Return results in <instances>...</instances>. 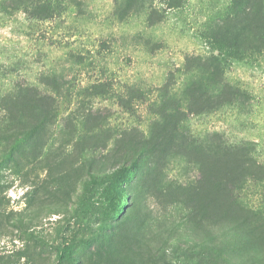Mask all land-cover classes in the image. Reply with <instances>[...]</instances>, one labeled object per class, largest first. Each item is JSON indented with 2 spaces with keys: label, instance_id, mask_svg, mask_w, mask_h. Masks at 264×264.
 I'll list each match as a JSON object with an SVG mask.
<instances>
[{
  "label": "rangeland",
  "instance_id": "1",
  "mask_svg": "<svg viewBox=\"0 0 264 264\" xmlns=\"http://www.w3.org/2000/svg\"><path fill=\"white\" fill-rule=\"evenodd\" d=\"M233 6L234 0H0V122L3 98L20 86L60 101L39 162L0 158V264H195L209 256V226L187 225L181 198L165 204L167 193L149 190L143 180L133 190L138 210L151 219L133 224L145 234L138 242L128 223L115 220L101 189L77 183L79 196L65 194L84 160L96 159L99 168V152L83 156L81 147H114L122 134L127 142L164 136L156 162L139 175L199 179L196 153L180 156L177 140L160 129L167 124L160 115L166 104L185 110L181 134L223 144L227 162L235 153L243 175L260 178L249 180L241 195L248 209L264 216V48L256 40L242 44L244 37L226 27L214 31ZM190 90L203 97L199 109L212 97L224 104L192 113ZM8 148L0 138V153ZM52 151L63 152L61 169L72 166L75 173L49 171ZM170 228L175 232L164 249L160 239ZM250 243L239 247L244 264H264V237Z\"/></svg>",
  "mask_w": 264,
  "mask_h": 264
},
{
  "label": "trees",
  "instance_id": "2",
  "mask_svg": "<svg viewBox=\"0 0 264 264\" xmlns=\"http://www.w3.org/2000/svg\"><path fill=\"white\" fill-rule=\"evenodd\" d=\"M246 3L247 5L243 7ZM231 20L234 22L229 24ZM263 23L264 0H234L231 15L223 24L216 25L214 31L223 30L226 27L227 30L233 31L236 37L239 38L240 35L244 37L242 44L250 45L253 44V40H256L257 47L264 48ZM132 92L135 90L133 89ZM169 92L167 90L165 93V101L169 99L167 98ZM199 99L202 100L203 97L196 91H188L187 110L192 113H201L224 104L222 100L212 97L209 101H204L209 104V107L199 109L202 107ZM2 104L4 120H1L0 125L4 126L2 128L4 133H0V138L8 143L9 148L8 150L5 148L0 153V158L2 159L1 156H3L13 159L16 165L19 163L15 158L17 155L31 163L39 162L40 158L37 153L44 146V134L50 138V130L46 125H56L60 101L52 93L42 92L37 87L20 86L13 94L3 98ZM182 114H185V110L174 104H166L160 115L164 119L168 117V126L164 123L163 126L160 125V129L165 130L172 139L177 140L174 146L181 151L177 154L193 157L196 153L199 158L197 159L199 168L203 174L199 175V179L185 181L169 178L168 175H139L143 169L149 167L150 162H156L157 151L164 136L159 135L154 141L127 142L122 134L114 147H108L104 143L101 145L92 143V145L81 147L83 156L89 151L92 154L99 152L96 156L99 159V168L94 169L93 167L92 162L96 159L91 162L84 160L81 165L83 169H79L76 181H69L66 184L65 194L79 196L77 183L84 188L96 186L101 189L103 197L111 203L115 220L118 223H128L131 227L129 236L134 242H138L145 237V234L144 232L137 233L133 224L136 223L139 227L144 226L151 219L149 214L142 215L138 210L137 198L139 197L136 198L133 190L137 181L143 180L149 190L160 188L167 193L170 200L165 204L179 203L181 198L188 211L184 218L187 225L195 222L209 226L206 238H204L209 241V246L206 248L209 256L199 257L195 264H203V262L204 264H244L239 247H246L250 244L254 246L255 243H250L254 242V238L256 242H259V238L264 237V216H260L245 206L241 190L249 180L255 181L260 178L243 175L244 171L240 169V159H237L238 156L235 153L230 152L234 161L227 162L224 157L228 154V149L223 144L213 141L205 143L192 138L187 133L181 134L180 123L185 120ZM66 133L71 135L72 131L68 130ZM167 148L168 145L165 150ZM52 153L55 156L50 159L49 171L60 169L58 175L75 173L72 166H69L66 171L61 169L64 163L63 152L56 154L52 151ZM167 154L171 155V153ZM211 172L214 175H206ZM61 184L62 181H58L60 187ZM118 223L114 225L117 226ZM173 232H175L174 229L169 233H163L165 236H161L160 240L164 249L165 244L171 240ZM168 263L166 259L162 263L150 259V264Z\"/></svg>",
  "mask_w": 264,
  "mask_h": 264
}]
</instances>
